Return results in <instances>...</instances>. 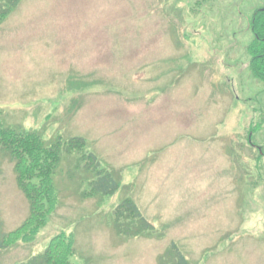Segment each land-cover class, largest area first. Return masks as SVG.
Masks as SVG:
<instances>
[{
  "label": "rangeland",
  "instance_id": "1",
  "mask_svg": "<svg viewBox=\"0 0 264 264\" xmlns=\"http://www.w3.org/2000/svg\"><path fill=\"white\" fill-rule=\"evenodd\" d=\"M263 5L21 0L0 25L2 121L47 144L84 139L119 189L84 198L94 175L63 150L57 211L0 264H24L60 234L75 239L73 264H175L173 243L190 264H264V83L248 53ZM125 200L152 235L118 234ZM28 212L0 154L2 231Z\"/></svg>",
  "mask_w": 264,
  "mask_h": 264
},
{
  "label": "trees",
  "instance_id": "2",
  "mask_svg": "<svg viewBox=\"0 0 264 264\" xmlns=\"http://www.w3.org/2000/svg\"><path fill=\"white\" fill-rule=\"evenodd\" d=\"M21 0H0V25L15 11ZM252 40L248 46L249 70L254 78L264 83V5L251 20ZM79 153L84 169L94 175L92 189L84 198L96 195L112 196L119 189L114 174L102 167L99 159L86 152V141L74 138L67 143L59 139L47 144L34 131L6 126L0 112V154L13 164L16 184L29 205L24 222L14 231L4 233L0 221V253L10 250L19 243H33L40 230L59 206L54 176L62 160V152ZM115 228L121 236L149 237L154 232L153 225L143 216L138 206L131 200L122 202L113 213ZM75 239L72 235L60 234L51 239L46 250L29 259L24 264H73ZM175 264H190L184 254L173 243Z\"/></svg>",
  "mask_w": 264,
  "mask_h": 264
},
{
  "label": "flooded vegetation",
  "instance_id": "3",
  "mask_svg": "<svg viewBox=\"0 0 264 264\" xmlns=\"http://www.w3.org/2000/svg\"><path fill=\"white\" fill-rule=\"evenodd\" d=\"M251 141L250 137H249V142Z\"/></svg>",
  "mask_w": 264,
  "mask_h": 264
}]
</instances>
